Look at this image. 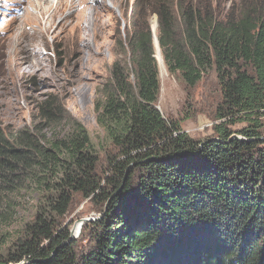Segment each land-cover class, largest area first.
Returning a JSON list of instances; mask_svg holds the SVG:
<instances>
[{"label":"trees","instance_id":"obj_1","mask_svg":"<svg viewBox=\"0 0 264 264\" xmlns=\"http://www.w3.org/2000/svg\"><path fill=\"white\" fill-rule=\"evenodd\" d=\"M224 5L133 0L124 59L95 104L104 167L87 128L53 100L41 103L32 128L0 125V220H11L12 195L30 188L39 195L0 264H264V0ZM153 15L170 74L193 89L215 71L220 142L194 140L158 108ZM64 121L68 129L56 132ZM78 196L109 204L101 221L87 224L92 239L82 251L76 240L66 244Z\"/></svg>","mask_w":264,"mask_h":264},{"label":"rangeland","instance_id":"obj_2","mask_svg":"<svg viewBox=\"0 0 264 264\" xmlns=\"http://www.w3.org/2000/svg\"><path fill=\"white\" fill-rule=\"evenodd\" d=\"M78 2L67 0L61 16L50 23L47 18L33 21L25 17L28 12L39 14L35 6L41 0H0V125L14 130L32 128L38 123L41 103L53 100L60 112L64 110L65 118L87 128L92 141L100 148V165L104 167L105 134L97 123L95 104L112 65L117 59H124L120 52L126 40L125 15L133 0ZM224 2L226 10L234 5V0ZM85 6L86 10L81 13ZM54 9L52 7V11ZM156 19L155 15L151 17V28ZM158 51L156 49L155 54L161 81L158 108L162 114L178 121L194 140L220 142L213 130L217 122L215 111L222 97L215 71L206 75L195 88H188L178 76L170 74L162 52ZM26 54L28 58L24 57ZM243 126L236 125L234 129ZM56 128V132L61 129L65 132L68 126L64 121ZM45 132L48 136L53 134V129ZM234 138L238 139L235 135ZM10 199L11 220H0V254L3 256H7L22 227L32 220L39 195L30 188ZM107 206L109 204L102 207ZM102 207L79 196L75 199L65 226L77 241L76 250H85L90 245L92 238L87 224L93 223L92 219L97 222L104 218L100 214ZM86 219L89 221L82 222Z\"/></svg>","mask_w":264,"mask_h":264},{"label":"bare ground","instance_id":"obj_3","mask_svg":"<svg viewBox=\"0 0 264 264\" xmlns=\"http://www.w3.org/2000/svg\"><path fill=\"white\" fill-rule=\"evenodd\" d=\"M86 0H79L78 4H85ZM109 2H112V0H109ZM42 3V4H41ZM41 5H36L35 9L39 12L38 15H31L29 12L25 14V17L29 19V17L32 18L33 21H36L39 17L48 19L50 23H53L55 20H57V17L61 16L63 8L67 4V0H41ZM56 4V5H54ZM52 7H55V9L52 11ZM87 6H85L81 11L83 13L86 10ZM80 13V14H81ZM23 56V55H22ZM21 56V57H22ZM25 58H28L29 55H24ZM23 58V57H22ZM25 60V59H24ZM81 227V224H79Z\"/></svg>","mask_w":264,"mask_h":264},{"label":"water","instance_id":"obj_4","mask_svg":"<svg viewBox=\"0 0 264 264\" xmlns=\"http://www.w3.org/2000/svg\"><path fill=\"white\" fill-rule=\"evenodd\" d=\"M157 30H158V18L155 20V23H154V26H153V28H152V32H153V35H154V44H155V48L157 49V50H159L158 52H161V49H160V45H159V40H158V37H157ZM160 54V53H159ZM235 137L236 138H238L239 140H244L243 138H241V137H239V136H237V135H235ZM241 138V139H240ZM263 141H264V138L262 139ZM128 173H129V170H128ZM127 173V174H128ZM118 193H120V190L114 195V196H117L118 195ZM108 209V206H107V208H106V210ZM89 221V219H86V220H83L82 222H88ZM90 221H96L95 219H92V220H90ZM74 235H73V233H72V236L70 235V240L66 243V244H70L72 241H74ZM65 244H63L62 246H60L59 248H61V247H63ZM59 248H57L56 250H55V252L53 253V255H52V257L50 258V259H48L47 260V262H50L52 259H53V257L55 256V254L57 253V251H58V249ZM23 264H25V263H23Z\"/></svg>","mask_w":264,"mask_h":264}]
</instances>
